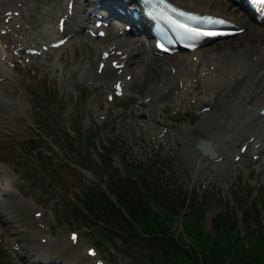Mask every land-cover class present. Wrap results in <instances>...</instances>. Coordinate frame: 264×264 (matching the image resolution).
I'll list each match as a JSON object with an SVG mask.
<instances>
[{
  "label": "bare ground",
  "instance_id": "obj_1",
  "mask_svg": "<svg viewBox=\"0 0 264 264\" xmlns=\"http://www.w3.org/2000/svg\"><path fill=\"white\" fill-rule=\"evenodd\" d=\"M200 0H177L178 4L185 8L186 10H191L198 12L200 14L205 13H211L217 16H223L226 17L235 23L239 24L241 27L247 28V34L251 37H256L257 42L254 43V53L258 55V61L256 63H251L245 55L241 54V52H245L248 54L252 49L248 47L247 45L245 47H239L238 54L232 56L231 59V78L226 77L225 79H222L227 82H233L236 83V86L240 84V82L247 78V81L250 80L252 77H255L254 82L248 87L243 90V93L241 96L237 97H223L222 95H216L209 99L210 102V112L207 116L204 117V119L196 126L191 127L192 132L199 134L197 139H195L191 132H189L188 127L180 128L177 132L174 133L175 140L178 141L179 150H182L184 155L183 158H180V167H182L183 171L186 173L188 177L192 176L193 181L197 180L199 182H202L203 180L209 179V176L219 177L220 181L223 183L228 179L227 177L229 174L234 171L237 172L238 169L242 168H248L251 170V167H258L259 169H262L261 165L258 163V159L255 157L257 155V152H246V154L241 157L240 155V148L238 149V142L242 141L244 137H251L253 135H260L264 136V120H262L259 115L258 111L260 108L264 105V68L261 72H257V70L260 68L259 63L264 62V58L261 57V46H264V29L256 26L250 21L249 17H245V15L242 13V9L235 6L230 7L229 5H225L221 2H219V6H223V10L228 7V9L235 14L233 17L232 15H229L227 13L221 12H213V11H203L199 9L196 5V3H199ZM28 5L30 6V11L34 9L35 5L32 3V0H28ZM188 4H187V3ZM217 0H215V3ZM227 4V3H226ZM193 8H190V7ZM238 8V9H237ZM57 9V7H54L52 10H43V15L47 17L46 22H49L45 29H43L39 35H33L29 39V44H35L37 43V40L39 41H47L50 43V41L56 36V29H55V16H52V12ZM246 10V9H243ZM226 14V15H224ZM28 17H31L29 14ZM45 22V23H46ZM79 16L76 14L75 22H72V28L71 32L69 34L70 41L69 45L73 47L78 41L77 34L79 33L81 29V25L79 24ZM33 29V28H32ZM118 36H115V39H118ZM263 38V40H262ZM122 39H126L125 37ZM48 43H43L41 45V48H38L37 50H42L43 45H48ZM144 45V43H143ZM125 50L129 51L131 55V62L133 63V60H135V55L138 52H144L145 56L147 58L148 63H152L153 60V53H147L145 47L144 48H138L137 45L134 46L129 41V44L125 48ZM145 50V51H144ZM222 52V51H221ZM23 53H21L20 57L19 55L15 56L16 60H23L26 58H30L28 56H25ZM47 54V53H46ZM61 56V55H60ZM59 56V57H60ZM45 58L42 56V59ZM45 60V59H44ZM46 62V60L44 61ZM81 62V61H80ZM78 63L79 65L81 63ZM35 63L33 60H31L30 64ZM43 64V63H42ZM9 64H5L0 62V69L7 70L8 72H4L5 75L0 76L4 79L6 77L8 78V81H10V84L16 83L15 81V71L12 72V69L10 67V70L8 68ZM47 68L48 65H45ZM248 66H250L248 68ZM157 67V66H156ZM54 68H57L54 66ZM90 67H87L84 69L83 73H86V82H90L93 84V86H102L101 84L105 81H108L110 79L115 80L119 77L116 75L115 72H113L109 67H106L105 71L102 75H99L95 72H92L90 70ZM58 69V68H57ZM143 69V68H142ZM81 69L79 66L74 67V69L71 71V75L75 74L77 71H80ZM130 71V70H129ZM127 71V72H129ZM145 71V70H142ZM140 72V71H139ZM138 72V73H139ZM247 73V74H246ZM67 76L66 72H62V75L60 77L61 83H66L69 81L70 78ZM12 79V80H10ZM141 79V77H134L133 83L137 80ZM7 80V79H6ZM15 81V82H14ZM80 82V79L78 83ZM5 85V84H3ZM9 88V86H8ZM151 87L150 90V96L147 98H150L148 100V106L151 108L155 107H162L164 109L166 106L160 104V99L156 96V89ZM3 89H5L3 87ZM10 89V88H9ZM8 89V90H9ZM13 89V88H12ZM8 96V95H7ZM6 95L0 94V124H10L12 121L17 120L19 117H21L20 114L24 113V107L23 104L16 100L14 102H10V99H8ZM251 103V106H247V103ZM158 112H161V110H158ZM226 114V116H225ZM224 117V118H223ZM201 136V139L204 138L211 142V148L212 150L216 151L218 154V157H222V161L215 162L217 159V156L215 155L214 159H211L209 155H205L200 149H196L198 143H199V137ZM242 158V162L235 163L236 158ZM249 170V171H250ZM3 173V171H1ZM9 171L6 173L8 174ZM200 176V178H199ZM12 204L13 203H7L6 205L2 206V210L4 213L12 212ZM63 247H66V244H64ZM53 250H57L55 248H49L44 251H39L36 254V260L39 263L43 262V259H48L50 257V253ZM79 248L75 247L72 248L70 252H64V255L78 251ZM65 258V257H64ZM74 260H71L70 258L67 259L65 262H72ZM77 263L79 264H92L94 263L93 259H80Z\"/></svg>",
  "mask_w": 264,
  "mask_h": 264
},
{
  "label": "rangeland",
  "instance_id": "obj_2",
  "mask_svg": "<svg viewBox=\"0 0 264 264\" xmlns=\"http://www.w3.org/2000/svg\"><path fill=\"white\" fill-rule=\"evenodd\" d=\"M38 1L40 4H43L45 1H48V0H38ZM49 2H50V0H49ZM219 2H221L225 5L232 6V4L228 0H220ZM219 2L215 3V0H200L199 3H196V5L199 9H201L203 11L209 10V11L219 13V12H221V9H222V13H224V10H225V13L232 15L233 17L235 16V14H233L228 9V7L223 10V6H219ZM42 10H40V8H38L37 17L41 16ZM242 13H243V11H242ZM245 17H246V15H245ZM40 19L42 22H46V20H47V17L43 15V12H42V16ZM34 21L35 22H33V25L37 24L39 22L38 18H36V17H35ZM46 26H47L46 24H42V26L39 28V31L41 32L43 29L46 28ZM32 28H33V30H36L35 26H33ZM246 36L247 35L244 34L240 38H243ZM240 38L232 41L231 44L232 43H234V44L239 43ZM77 42L78 41H76L75 43H77ZM225 42H227V43H225L227 45L230 44V43H228V41H225ZM83 44H84V41H82V45H80L79 43L76 44V50H77L76 53H75L74 49H72L73 53H71V50H69V48H68L69 56H71V57L73 56V58H74V56L76 55V57H75V59H76V58H79L81 56L87 55L89 50H87V47L83 46ZM214 46H221V43H217L216 45H213L211 48H208L206 50H212V48ZM61 57L62 56H60L59 58H61ZM44 59L46 60V58H43L41 62L33 63L32 65L36 64V67L42 68L44 73H49V69H48L49 67L47 68L45 66V65H48V63L44 62L45 61ZM58 70L59 69L54 68L53 73L56 74V72ZM16 74L18 75V76L15 75L16 77H21V79H23V80H29L30 79L33 83L32 86L35 88V91L37 92V94L40 95L41 97H43L44 99H50L52 101V103H51L52 108H53L54 112L57 114V116L61 119V122L67 127V129H69L68 136L73 138L72 142L73 143L78 142L82 146V148H84L90 154V156L93 159L101 160L99 157V154H101V153L98 150V146H100L101 148L104 149L105 147L109 146L110 144L111 145L113 144L109 141L108 137L105 138L106 139L105 143L101 142L102 132L104 130H107L110 133L118 135L119 131L117 128L118 119H116L115 118L116 116H114V115H112L111 120L107 124H105L104 128H100L98 125V122L96 123V121H100L99 117L102 115V113L104 111L103 108L101 111H99L100 102L103 100V96L100 94V92L94 88L86 90V92H84V90H82V88H78L76 92L65 91L64 93H59L57 91V88H55L56 85L51 84L48 78L46 80H42V75L40 74L39 71L35 74L33 69H30V70H23L22 69V70H16ZM70 79H72V78H70ZM152 80H153V78L148 77V79L145 82L143 87H146L147 85H149L152 82ZM76 83H78V81L74 82V84H76ZM60 84H61L62 88H70L69 87V84H70L69 81H67L66 83L63 84V83H61V79H60ZM15 85L17 86V83L12 84L11 86L7 85V89L10 88L8 90V92H9L8 96H7V94L4 93L8 97V99H10V100L13 98L11 89L12 88L15 89L16 88ZM8 86H9V88H8ZM153 88H155V87H153ZM16 89H18V91L21 90L22 93L25 94L23 92L25 89L24 84H20L19 86H17ZM138 91H140V92L142 91L143 96L145 95V92H147L146 89H143V90L141 89ZM0 94H1V91H0ZM56 95H57V97L58 96L59 97L57 98ZM136 95L138 96V94H136ZM16 97L19 98L21 102H23L22 98H20V95H17ZM52 97L54 98V100L51 99ZM28 98L30 99L31 96H28ZM148 100H150V98ZM90 101H94L93 111L87 112V108H88ZM136 101H137V99L133 100L132 102H130L127 105H117L115 110L120 109L121 111H123V110L128 111V110H130V104L135 103ZM148 102H147V104H148ZM123 114H125V112ZM123 116H121L120 119H122ZM34 118L37 119L36 116L35 117L31 116V123L35 122ZM202 120H200L197 123V125ZM29 124L30 123L26 122V121L21 122V123H17V122L12 121L11 124H5V125L0 124V126H3L5 131L7 132V133L0 134V157L3 155L10 154V153L6 154L7 150L4 152L1 151L2 148L5 149V147H4L5 143L10 148V141L8 139L9 138L8 137L9 132L17 134V133H19V131L22 128L27 127V126H29L30 130H33L32 125H29ZM132 125L133 124H130V127ZM74 135H76L77 137H75ZM119 135L121 136L122 134L120 133ZM137 137L138 136H136V139H137ZM89 140H92V142L95 145L99 154L96 152H95V154L91 153V150L90 151L88 150L86 143ZM84 141H85V143H83ZM116 142H119V141L117 140ZM72 148H74V146H72ZM171 149H172V147H171ZM122 150L125 154L126 161L127 160H129V161L133 160L131 158V156H134L133 154H131L130 152H127L126 149H122ZM178 158H183L182 153L177 154L176 159H178ZM176 159L173 160L172 156H169L165 162L166 168L163 169L166 171V172H164V174H166V175L163 177L165 178V180L168 183L174 182V180H177V186H178L177 193H174L173 196L170 195L174 200H176V203L174 204V207L171 205L172 200L170 201V204H169L168 203L169 196L162 193V190H164V189L162 187H159L160 191H156V193L160 197L161 204H158V207L165 208V206L170 205L171 209L179 212V210H180L179 206L181 204L183 195L187 194L188 196H192L193 198L196 199L197 203H205L203 205L193 206L196 209H202L203 206L207 207V208H209V207L213 208V211H212V209H209V211L207 212V214L205 216V221L202 223L203 226L206 228V231H208V232H212L211 231L212 230V223L215 221L214 219L216 216L222 215V213L230 206L233 208L234 212L236 211V207L234 205V194H235V192H238V193L241 192V194L243 196L240 195L239 199L243 203H251L252 202L251 200L253 199V197H256L258 195H259V197H256V198L260 199V201H261L262 197L264 199V195H262V197H261V195L259 193H257L259 184H262L263 177H264V174H261V175L257 174V170H256L257 168L251 169V172L248 174V176H249L248 180L250 183V187H249L250 191L243 184H241L239 186V189L236 191H235L234 186L229 191L227 189L224 191V188L220 187L221 184L219 182H213L209 187L204 188V189H207V192H206V194H203L202 190H200V191L198 190L199 187L196 189V192H194V189L192 190V188L188 184L189 180L183 174V169L175 163ZM105 160H108V158ZM113 160L115 163H117L121 167L122 172L124 174V168H123V164L120 161V158L115 157ZM153 160H155V155L152 156V161ZM34 163L36 166L41 165V163L38 161L34 162ZM147 170L152 176L155 177V175H157V174H155L156 173L155 171H151L150 169H147ZM249 170H248V172H249ZM8 171L9 170H4L3 172L7 173ZM107 172H109L107 170V168L103 167V168L99 169L98 175H101L105 178ZM237 173H238V171H237ZM51 176H54V174L51 173ZM209 177H211V176H209ZM246 177H247L246 174H243V178H246ZM188 178L193 179L192 176H190ZM242 181H244V179ZM59 182H60L61 189L69 192L70 190L75 189L77 187V185H79L80 183H84V180L77 178V177H74V176L70 175V173L64 171L62 177L59 178ZM38 183H39V185H38L39 187L29 186V189L32 190L33 192H39V190L42 189L43 186H45V185H43V183H41L40 181ZM85 183L87 185H89L90 183L93 184V181L91 179H87L85 181ZM259 189L261 190V191H259L260 193H262V191H264V188L259 187ZM7 202L2 203V204H6ZM206 204H209V205H206ZM151 209L156 210V207L153 206ZM184 212H185V214L188 213L189 209L186 208L183 211V213ZM230 212L232 213V211H230ZM238 214L241 215L240 212H238ZM12 216H13V222H10V219H8V222L15 232H17L18 234H21V231H22L21 226H25L24 225L25 223L31 221L30 211L26 208L24 209V211L20 210L18 208L16 202H15V210H14V213H12ZM180 218L182 219V216H180ZM241 219L242 218L240 216V220ZM178 221H179V218L174 223V225H172L170 227V229L172 232H175L177 235H179V234L181 235V234H183V232L181 230V224ZM219 221H220V219H219ZM77 226H80V223H77ZM237 227H238L239 231L243 232L246 229V223L241 222L240 224H237ZM107 253H108V255H110L113 258L112 260H114L115 262L118 260H123L124 262H128L125 264H132V263H130V261L128 259L123 257L121 254L117 253L116 250L114 249V247H108ZM111 264H118V263H111Z\"/></svg>",
  "mask_w": 264,
  "mask_h": 264
},
{
  "label": "trees",
  "instance_id": "obj_3",
  "mask_svg": "<svg viewBox=\"0 0 264 264\" xmlns=\"http://www.w3.org/2000/svg\"><path fill=\"white\" fill-rule=\"evenodd\" d=\"M151 189V190H150ZM117 199L119 206H116L111 200H101L99 198H91L89 204L90 213L98 217H108L111 226L119 229H127L134 233L136 239L151 242L152 236L158 240L163 248L161 257L155 254L162 263H138V264H264V231L259 229L257 235L250 232L249 236L253 239L252 249L247 251L243 248L242 238L231 225V221L226 225L224 217L221 221L216 219L213 223L215 236L208 233L202 222L205 220L206 212L212 207H203L196 210V213L187 214L183 227L187 236L192 237L196 241V249L192 246L187 248L186 241L180 237V242L174 236L170 227L178 220L180 214L173 210L168 211L159 207L160 214L148 212L146 210L149 203L156 205L161 204L160 197L152 188H148L145 193L141 194V198L135 203H131L122 192L112 191ZM126 212L129 219L125 215ZM128 222V223H127ZM136 225V227H135ZM261 250V251H260ZM255 252L253 256L252 253ZM199 254L201 259L197 256ZM231 256L237 259L228 262ZM153 258V255L151 256ZM251 257H255L250 262Z\"/></svg>",
  "mask_w": 264,
  "mask_h": 264
},
{
  "label": "snow or ice",
  "instance_id": "obj_4",
  "mask_svg": "<svg viewBox=\"0 0 264 264\" xmlns=\"http://www.w3.org/2000/svg\"><path fill=\"white\" fill-rule=\"evenodd\" d=\"M258 2L264 4V0H258ZM179 15L184 16L185 19H195L194 17L187 16L183 12L179 13ZM167 22L179 31L181 39L195 40L203 35H209V33L200 32L195 28L189 27L187 24L180 23L179 21L173 20L171 18H169ZM219 23H223V21H220Z\"/></svg>",
  "mask_w": 264,
  "mask_h": 264
}]
</instances>
